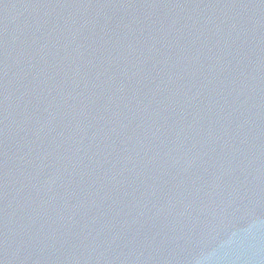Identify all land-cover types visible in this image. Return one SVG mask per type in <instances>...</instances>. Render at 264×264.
<instances>
[{
	"label": "water",
	"instance_id": "water-1",
	"mask_svg": "<svg viewBox=\"0 0 264 264\" xmlns=\"http://www.w3.org/2000/svg\"><path fill=\"white\" fill-rule=\"evenodd\" d=\"M0 264H264V0H0Z\"/></svg>",
	"mask_w": 264,
	"mask_h": 264
}]
</instances>
